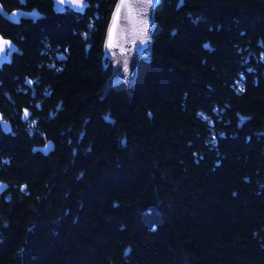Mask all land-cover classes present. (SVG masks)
<instances>
[{"label": "trees", "instance_id": "trees-1", "mask_svg": "<svg viewBox=\"0 0 264 264\" xmlns=\"http://www.w3.org/2000/svg\"><path fill=\"white\" fill-rule=\"evenodd\" d=\"M115 2L77 39L74 156L0 197V264H264V0H161L130 93L104 92Z\"/></svg>", "mask_w": 264, "mask_h": 264}, {"label": "flooded vegetation", "instance_id": "flooded-vegetation-1", "mask_svg": "<svg viewBox=\"0 0 264 264\" xmlns=\"http://www.w3.org/2000/svg\"><path fill=\"white\" fill-rule=\"evenodd\" d=\"M86 1L78 13L66 0H0V197L28 174L45 183L74 156L78 113L61 106L90 72L89 42L77 44L93 26Z\"/></svg>", "mask_w": 264, "mask_h": 264}, {"label": "water", "instance_id": "water-1", "mask_svg": "<svg viewBox=\"0 0 264 264\" xmlns=\"http://www.w3.org/2000/svg\"><path fill=\"white\" fill-rule=\"evenodd\" d=\"M54 1L61 6V0ZM160 1L116 0L103 40L104 66L111 65L112 68L104 92L121 83L126 85L128 93L132 91L140 61H148L152 53L155 11ZM65 5L83 13L88 3L86 0H66ZM204 48L211 50L208 42L204 43ZM3 189L0 185V190Z\"/></svg>", "mask_w": 264, "mask_h": 264}]
</instances>
